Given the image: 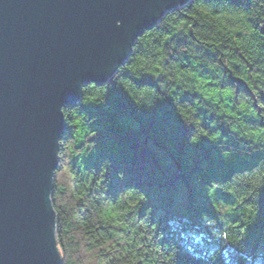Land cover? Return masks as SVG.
Masks as SVG:
<instances>
[{"label": "trees", "instance_id": "obj_1", "mask_svg": "<svg viewBox=\"0 0 264 264\" xmlns=\"http://www.w3.org/2000/svg\"><path fill=\"white\" fill-rule=\"evenodd\" d=\"M62 264H264V0H192L64 108Z\"/></svg>", "mask_w": 264, "mask_h": 264}, {"label": "water", "instance_id": "obj_2", "mask_svg": "<svg viewBox=\"0 0 264 264\" xmlns=\"http://www.w3.org/2000/svg\"><path fill=\"white\" fill-rule=\"evenodd\" d=\"M192 0H0V264H62L52 204L64 108Z\"/></svg>", "mask_w": 264, "mask_h": 264}]
</instances>
